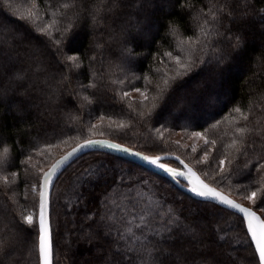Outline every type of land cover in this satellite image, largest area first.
Here are the masks:
<instances>
[{
	"label": "trees",
	"instance_id": "1",
	"mask_svg": "<svg viewBox=\"0 0 264 264\" xmlns=\"http://www.w3.org/2000/svg\"><path fill=\"white\" fill-rule=\"evenodd\" d=\"M155 1H160L161 6L157 7ZM9 2L11 7L0 11V26H2L0 39H9L12 29H16L17 32L24 31L27 24L19 19L21 15L27 16L29 11H38L39 19L35 22H27L33 27H38L50 22L54 18L53 12H56L55 18H60L61 6L65 3L71 4L73 0H35V8H33V0H9ZM75 2L78 5L81 2L91 4L93 0H75ZM213 2L223 3L224 0H213ZM236 2L237 0H229L232 4ZM0 3H3V0H0ZM140 3L141 0H124V7L115 16L109 18L111 27L98 29L94 34L90 30L80 31L71 41V47L78 50L76 54L95 55L96 60H83V71L73 74L71 90L80 95H65L63 104L67 105L66 108L61 106L62 110L55 112L53 116H41L38 109L32 108L22 117L18 106L27 108L30 103H39V99L36 98L34 91L30 92L31 100L20 95L19 92L22 91L20 88L9 91L6 100L0 103V153L5 147L9 149V165L0 171V237L6 238L11 234L10 232L17 231L18 224L23 223L21 212L25 214L28 208L24 203L25 184L32 177L37 183L41 175L37 169L34 171L31 160L37 158L38 149L47 151L46 140L61 145L56 137L65 140L69 137L71 139L82 137L81 140L74 141L73 146L85 137L91 136L93 139L120 142L148 155H176L193 167L204 181L240 202H242L240 199H245L244 196L249 191L260 187L255 183L249 185V181L257 176L254 171L243 175H230L222 183L217 184L221 179L217 175L219 171L217 161L224 154V146L230 142L236 126L235 121L239 119V114L234 111L236 107H240L245 113L250 112V120L260 119L264 122V57H262L264 22L261 20L264 13L255 15L254 19L250 18L245 23L231 25L230 22H225L231 27V32L219 38L218 43L221 47L225 51L231 50L227 35L233 33L242 35L246 44L242 50L233 52L230 60L226 61L218 71L214 64H200L192 72L172 81L163 95L153 100L157 95L156 85L159 83L163 87L165 73L171 76L172 72L169 69L174 67L173 62L164 53L173 51L174 55L178 54L179 40L184 39L187 42V36L195 29V22L190 17H185L186 28L177 26L176 36L168 35L164 38L168 21L175 18V14L183 15L179 5L175 0H152L151 5L146 4L144 7H141ZM181 3L187 4L188 0H181ZM191 3L197 9L205 11L209 7V0H191ZM251 3L257 10L264 9V0H251ZM65 11L70 15L73 10ZM122 24L131 27L129 45L138 55H134L131 61L122 67H117L121 63L119 59L121 44L119 41H114L109 33L112 29L117 30ZM143 24L148 27L145 28ZM138 31H143L148 37L134 35V32ZM97 33L100 34L101 39L109 40L108 43H102L101 48L95 47L96 43H100L95 38ZM33 34L38 35V33ZM53 34L59 35L55 28ZM186 47L187 43H185ZM181 55L183 58L186 52ZM10 71V69L0 71V88H9ZM144 77L148 79L145 80ZM112 79L118 82L113 84ZM93 80L97 83L96 88L80 87L81 84H88ZM198 81H204V85L195 87ZM135 87H140L146 92L147 100L137 101L122 96L123 91L133 90ZM84 96H87L91 102L84 100ZM207 99L219 105L212 103L203 106L202 100ZM153 104L156 105L155 108ZM182 104L185 106H180ZM65 112L70 113L72 118L65 115ZM173 112L179 114L173 118ZM101 116L104 117L103 120L100 119ZM92 123H98L100 128L90 131L89 125ZM120 124L124 127L118 130ZM100 131H103L104 135H99ZM196 131L205 134L209 141H216L214 147L208 144L199 150V153H203L206 149L210 150L208 162H197L194 157L179 151L171 141L172 134L176 132L188 134ZM29 156L32 157L30 161ZM59 158L60 156L56 159ZM97 161H104L111 173L99 181L93 177L91 182H88L87 177L81 176L79 182L78 175L89 165L94 166ZM165 162L175 168H181V165L175 161ZM238 163H242V159ZM121 170L131 172L133 179L142 177L139 174H143V178L150 182L149 187L155 192L153 199L162 202L165 209L171 206L189 220L210 221L207 215L209 210H214L212 203L197 200L183 193L169 180L135 163L105 152H89L71 163L60 174L52 188L50 227L53 264H79L83 255L87 257L84 264H97L101 254H93L92 250L97 249L98 246H102L106 254L108 251L106 244L85 239L83 233L88 231L89 224L85 217L97 211L100 198L105 192L116 200V204L112 205L113 212L120 214L123 211L128 202L123 198L122 193L127 189L113 186V173ZM13 171L17 173V177L10 176V172ZM225 171H228L227 164ZM4 176H8L11 189L5 187ZM116 179L118 183L119 178ZM81 181L83 187H80ZM75 185L78 187L72 192L71 189ZM140 190L145 197L151 195L147 188ZM77 196L80 197L79 202ZM36 203L38 210L39 196ZM260 203L258 192L257 204L253 208L259 210ZM129 210L131 211V208ZM100 211L105 209L101 207ZM193 211H201L202 215L194 216ZM222 214L229 217L227 213ZM69 215L72 216L71 230L69 225L65 224V220L67 222L70 220ZM5 216H8V219ZM238 216V214L231 216L234 222L229 233L237 239V243L232 244L231 248H234L238 257L246 262L251 258V253L245 251L248 239L244 237ZM24 227L28 226L25 224ZM220 229L229 231V228ZM29 231L31 235L22 233L21 236L24 240H28L31 251L28 252L23 243L15 241L11 256L8 259L0 258V264H40L37 230L29 229ZM70 231L73 233L72 238ZM65 239L69 241L70 246L65 244Z\"/></svg>",
	"mask_w": 264,
	"mask_h": 264
},
{
	"label": "snow or ice",
	"instance_id": "2",
	"mask_svg": "<svg viewBox=\"0 0 264 264\" xmlns=\"http://www.w3.org/2000/svg\"><path fill=\"white\" fill-rule=\"evenodd\" d=\"M151 3L152 0H141L140 6L144 7ZM175 3L179 5L183 15L175 14V18L168 21L164 38L168 35L176 36L177 26L186 28L185 17H190L195 22V29L191 35L187 36V42L184 39L179 40L178 54L174 55L173 51L164 53L173 62L174 67L169 69L172 72L171 76L165 73L163 87L159 83L156 85L157 95L153 97V100L159 99L164 90L171 86L172 81L192 72L200 64H214L218 71L226 61L230 60L233 52L242 50L246 44L242 35L233 33L227 35L231 50L225 51L221 47L218 43L219 38L231 32V27L225 22L228 21L231 25L245 23L250 18L254 19L255 15L264 13V9H255L251 0H237L235 4L229 3V0H224L223 3L209 0L207 11L197 9L191 0H188L187 4L181 3V0H175ZM9 7H11L9 0H3V3H0V11ZM35 7V0H33V8ZM61 7L60 18H55L56 12H53L54 18L38 27L27 23L39 19L38 11H29L27 16L21 15L19 19L27 24L24 31L17 32L16 29H12L9 39H0V71L11 70L8 77L9 88H0V103L6 100L9 91L17 88L22 89L19 92L20 95L30 100L32 91L39 99V103H30L27 108L18 106L22 117L27 114L28 109L32 108L38 109L41 116H53L55 112L62 110L61 106L67 107L63 104L65 95H80L71 90L73 74L83 71V60L95 61L96 56L76 54L78 50L71 47V41L80 31L90 30L94 34L98 29L111 27L109 18L115 16L124 7V0H93L91 4L81 2L79 5L73 0L71 4L65 3ZM186 8L187 11H185ZM68 9L73 10L70 15L65 11ZM12 14L15 15V13ZM261 20L264 22V16H261ZM61 24H63L62 27ZM53 28L59 34L58 36L53 34ZM33 33H38V35ZM129 33L130 29L123 24L119 31L112 29L109 33L114 41H119L121 44L119 56L121 63L117 67H122L129 63L134 55H138L136 50L129 45ZM185 43H187L186 48ZM95 47L101 48L103 45L96 43ZM185 52L186 55L182 58L181 54ZM16 65H21V67H16ZM144 79L147 80L148 77ZM117 82L115 79L111 80L113 84ZM119 82L123 83V81ZM26 84L27 87H25ZM80 87L96 88L97 83L93 80L91 83L81 84ZM133 91L138 92L144 100H147L146 92L140 87H135ZM129 95V91L122 92L123 97ZM83 99L91 102L87 96ZM155 107L156 105L153 104V108ZM234 111L239 114V119L235 121L236 126L230 142L224 146V154L217 161L219 170L217 175L221 178L217 184L222 183L230 175H243L254 171L257 176L249 181V185L255 183L260 187L249 191L244 198L256 205L259 192L261 201L259 210L264 212V122L260 119L250 120L251 113H245L240 107H236ZM65 115L72 118L70 113L65 112ZM100 119L103 120L104 117L101 116ZM95 127L92 125L90 131ZM123 127V124L118 125V130ZM98 134L104 135L103 131ZM192 135L203 139L205 145L211 144L213 147L216 145L215 140L209 141L201 132H193ZM56 138L59 143L67 144L68 142L59 137ZM57 146L58 144L46 140L47 151L38 149V154L46 155L51 160L47 170H44L43 165L40 166L39 181L31 185L32 191H38L39 195L38 225L33 213L21 212L23 223L16 226L17 231L6 238L0 237V258L8 259L19 235L22 233L31 235L29 231L31 229L37 230L40 264H51V236L45 219V209L54 178L58 179V174L66 170V167L74 162V158L78 159V154L83 153L85 149H108L135 156L149 165L162 169L173 178L184 177L188 182V190L195 197L203 201L214 202L212 216L217 222L213 224L211 221L189 220L188 217L177 213L171 206L165 209L162 202L153 199L155 192L149 187L148 180L143 177L133 179L131 172L123 170L114 172L113 186L127 189L122 193L123 198L128 202L127 205L120 214L113 212L112 205L116 204V200L105 192L100 198L97 211L85 217L89 221L88 231L83 233L85 239L101 242L108 247L107 254H104L102 246L97 247V252L101 254L97 264H264V218L257 215V212L251 208L230 199L217 187L206 183L187 164L184 165L186 171H180L162 162L160 155H148L120 142L93 139L91 136L77 142L71 151L60 156L59 159L53 158L50 151ZM192 151L195 152L196 149L193 148ZM8 155L9 149L5 147L0 153V171L9 165ZM209 155L210 150L206 149L200 159L208 162ZM176 158L180 159V157ZM31 159L32 157L29 156L28 160ZM241 159L242 163H238ZM181 163H183L182 160ZM226 164L228 165L227 172L225 171ZM108 172L109 166L104 161H97L94 166L89 165L78 175L77 179L80 180L83 176L88 178V182H91L93 177L99 181L106 178ZM10 176L17 177V173L10 172ZM116 177L119 178L118 183ZM3 179L5 187L11 189L8 176H4ZM80 187H83V181ZM144 188H147L151 195L145 197L143 191L140 190ZM79 199L80 197L77 196L78 202ZM101 207L105 211H100ZM222 213H227L229 217L237 213L242 214L237 219L244 237L248 239L245 251L251 253V258L246 262L232 255L235 251L231 248L229 238V232L232 229L230 227L229 231H223L219 228V221L224 219ZM25 224L27 228L24 227Z\"/></svg>",
	"mask_w": 264,
	"mask_h": 264
},
{
	"label": "rangeland",
	"instance_id": "3",
	"mask_svg": "<svg viewBox=\"0 0 264 264\" xmlns=\"http://www.w3.org/2000/svg\"><path fill=\"white\" fill-rule=\"evenodd\" d=\"M156 2V6L157 7H160L161 6V4L162 3H160V1H155ZM155 8V7H154ZM143 25H145V24H143ZM129 29H130V31L132 30L131 29V27L130 26H127ZM145 28H147L148 27V25H145L144 26ZM119 28L120 27H117V31H119ZM134 35H136V36H142V37H148L143 31L141 32V31H138V32H134ZM101 36H100V34H96V40H98L99 42H100V44H102V43H108L109 42V40H106V39H101L100 38ZM203 82V83H202ZM202 82H200V81H198L197 82V84H195V87H197V86H203L204 85V81H202ZM25 87H27V86H25ZM129 92H130V95L128 96V97H130L131 99H133V100H137V101H139V100H143V98L140 96V94L138 93V92H135V91H133V90H129ZM212 103H214V104H217V105H219L218 103H216L215 101H212L211 99H207V100H202V105L204 106H207V105H210V104H212ZM180 106H185V105H180ZM179 113L178 112H173L172 113V116H173V118L174 117H176L177 115H178ZM195 114V113H194ZM193 114V115H194ZM92 125H95L96 127L94 128V129H91V131L93 132V131H95V130H97V127H99V124L98 123H92V124H90L89 125V127L91 128V126ZM100 128V127H99ZM196 132H200V131H196ZM202 133V132H201ZM203 134V133H202ZM204 135V137L207 139V137L205 136V134H203ZM78 136V135H77ZM81 138L82 137H77V138H74V139H68V142H67V144H61V145H58L57 147H55V148H52L50 151H51V154H52V157L53 158H57V157H59V156H61V155H63V154H65L67 151H69L68 149H70L72 146H73V142L74 141H76V140H81ZM67 140V139H66ZM171 141H172V143H173V145L176 147V148H178L179 149V151H181V152H183V153H185V154H188V155H190V156H192V157H194L195 159H196V161L197 162H204L203 160H201L200 158L202 157L201 155L203 154L202 152L201 153H199V150H201L202 149V147H204V146H206L205 145V143H204V140L203 139H200V138H198V137H194L193 135H192V133H181V132H176V133H174V134H172V137H171ZM193 148H195L196 149V151L195 152H193L192 151V149ZM197 151H198V154H197ZM165 161H167V160H165ZM164 161V162H165ZM50 163H51V160H49L48 159V157L45 155V156H42V154H38V156H37V158H35V159H32L31 160V164H32V166H33V168H34V171L37 169H39L40 168V166L41 165H43L44 166V170H47V167L50 165ZM166 163V162H165ZM196 163V162H195ZM117 165H119V163H117ZM174 165V164H173ZM169 166H171V165H169ZM171 167H173V166H171ZM178 168V167H177ZM179 169H182V167L181 168H179ZM34 171H32V173H34ZM39 172V171H38ZM108 173H111V170L109 169V172ZM35 174V173H34ZM39 174H41L40 172H39ZM140 176H142V177H144L143 176V174H139ZM60 176V175H59ZM33 179V180H32ZM56 181H57V179H56ZM79 182H80V180H79ZM34 183H36L35 182V179L32 177V178H30L28 181H27V183L25 184V192H24V196H25V199H24V203L25 204H27L28 206V208H27V211H26V213L25 214H27V213H33L34 214V216H35V220L36 221H38V210H39V206H38V210H37V203H36V199H37V197L39 196L38 195V191L37 192H33L32 191V188H31V185L32 184H34ZM54 184H55V182H54ZM54 184H53V186H54ZM78 186H74L71 190H72V192L73 191H76V188H77ZM52 192V191H51ZM27 198H28V200H27ZM241 201H242V203L244 204V205H247L248 207H252L253 208V203L251 202V201H249V200H247V199H240ZM65 202H66V200H65ZM36 210H37V212H36ZM255 210H257V209H255ZM214 210H209V212H208V215H207V218L213 223V224H215L217 221H216V219L212 216V212H213ZM263 217H264V212H261L260 210H257ZM49 212H50V209H49ZM193 213V215L194 216H197V217H199V216H201L202 215V213H201V211H193L192 212ZM4 215V214H3ZM221 215H223V214H221ZM224 216V215H223ZM69 217H70V220H68V222H67V220H65L66 221V225L68 224L69 226V230H71L73 227H72V216H70L69 215ZM5 218H7L8 219V216H5ZM233 222H234V220L231 218V217H225L224 216V219L223 220H220L219 221V228H230V227H232L233 226ZM37 224H38V222H37ZM225 230H228V229H225ZM15 231H12V232H10L11 234L12 233H14ZM71 232V235H70V237L72 238V236H73V233H72V231H70ZM66 238V237H65ZM229 238H230V242H231V245L233 244H235V243H237V239L234 237V235H232V234H230L229 233ZM233 238H235V239H233ZM28 240H24L23 238H22V236L21 235H19V237L16 239V242H19V243H23L24 245H25V247H26V250H28V252H30L31 251V249L32 248H30V246H29V243L27 242ZM65 244L67 245V246H70L69 245V241L67 240V239H65ZM232 249H234V248H232ZM52 252H53V244H52ZM92 253L93 254H100V253H98L97 252V249H93L92 250ZM106 254H107V252H106ZM30 255V254H29ZM232 255L234 256V257H238V254H237V251L235 252H233L232 253ZM87 257H86V255H83V256H81V258H80V261H79V264H84V261H85V259H86ZM239 258V257H238ZM240 259V258H239ZM241 260V259H240Z\"/></svg>",
	"mask_w": 264,
	"mask_h": 264
},
{
	"label": "water",
	"instance_id": "4",
	"mask_svg": "<svg viewBox=\"0 0 264 264\" xmlns=\"http://www.w3.org/2000/svg\"><path fill=\"white\" fill-rule=\"evenodd\" d=\"M71 151V150H69ZM68 151V152H69ZM94 151H100V152H105V153H108V154H112L116 157H119L121 159H124V160H127L129 162H132V163H135L143 168H146L147 170L155 173V174H158L162 177H164L165 179L169 180L171 183H173V185H175L180 191H182L183 193H186L188 195H190L191 197L197 199V200H201L200 198H197L195 197L189 190H188V187H187V180L184 178V177H178V178H173L172 176H170L168 173L164 172L162 169H159L153 165H149L148 163H146L145 161L135 157V156H132V155H129V154H126V153H123V152H115V151H110L108 149H93V150H89V149H85L83 151V153L81 154H78L79 157L86 154V153H89V152H94ZM162 157V162H164L165 160H171V161H175L177 163H179L181 166H182V169H178L180 171H186V169L184 168V165L187 164L184 160H182L181 158L180 159H177L176 155H163L161 156ZM77 158H74V161L76 160ZM181 160L183 161V163H181ZM73 163V162H72ZM188 167L192 168L193 171H195L197 173L198 176H200V174L193 168L191 167L189 164H187ZM68 167V166H67ZM66 167V168H67ZM64 170L61 171V173L63 172ZM60 173V174H61ZM58 174V175H60ZM201 179H203L201 176H200ZM204 180V179H203ZM56 181V178H54V181H53V184L54 182ZM206 182V181H205ZM207 183V182H206ZM53 188V186H52ZM52 188L50 189V198H51V191H52ZM219 190V189H218ZM221 191V190H220ZM225 193V192H224ZM226 194V193H225ZM228 195V194H226ZM230 199H233L235 200L237 203H240L242 204L243 206L245 207H248L247 205H244L242 202L234 199L233 197H231L230 195H228ZM50 198H49V201H48V205L45 209V219H46V222L48 223L49 225V229H50V236H51V227H50V212H49V209H50ZM203 201V200H202ZM206 202H209V203H214L212 201H206ZM251 208L253 211H256L257 212V215L261 216L262 218H264L257 210H255L254 208L252 207H249ZM239 216L242 215V214H239L237 213ZM38 221H39V210H38ZM37 221V222H38ZM254 246V245H253ZM51 264H53V252H52V236H51Z\"/></svg>",
	"mask_w": 264,
	"mask_h": 264
}]
</instances>
